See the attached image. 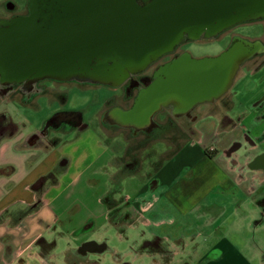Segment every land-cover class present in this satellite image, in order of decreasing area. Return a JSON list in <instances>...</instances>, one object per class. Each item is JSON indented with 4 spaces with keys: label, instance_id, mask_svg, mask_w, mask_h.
Instances as JSON below:
<instances>
[{
    "label": "crops",
    "instance_id": "1",
    "mask_svg": "<svg viewBox=\"0 0 264 264\" xmlns=\"http://www.w3.org/2000/svg\"><path fill=\"white\" fill-rule=\"evenodd\" d=\"M9 2L0 0V17L6 6L14 11ZM263 71L264 67L259 74L262 80ZM262 92L264 82L257 95ZM257 95L238 100L247 107ZM46 107L41 100L24 105L19 96H0V114L7 125L0 133V264H17L19 258L25 264H85L74 254L82 244H99L87 237L96 234L98 219L114 228L120 223L132 227L135 221L167 225L162 236L144 240L160 238L174 257H184L183 263L264 264V218L260 217L264 170L248 166L255 157L264 156V140L255 141L264 122L248 126L253 143L242 141L243 126L219 139L215 122L208 128L201 125L206 120L196 124L195 110L194 119L174 143L154 142L164 145L160 162L142 174L138 184L139 167L126 173L120 170L129 161L128 145L135 135L111 128L104 119V105L90 113L91 123L81 135L70 138L72 127L67 132L53 129L45 140L34 134L56 111L45 115ZM120 139L122 153L115 151ZM234 141L241 142V149L222 154ZM211 149L212 158L205 154ZM61 158L66 166L55 172ZM88 190L102 192L96 200L100 207L89 208L82 202ZM81 211L84 217H79ZM119 235L123 240V233ZM37 239L42 245L36 244Z\"/></svg>",
    "mask_w": 264,
    "mask_h": 264
},
{
    "label": "water",
    "instance_id": "2",
    "mask_svg": "<svg viewBox=\"0 0 264 264\" xmlns=\"http://www.w3.org/2000/svg\"><path fill=\"white\" fill-rule=\"evenodd\" d=\"M259 9L264 15V0H28L25 15L0 20V79L120 87L178 46L215 40L245 16L258 17ZM260 50L258 43L237 41L203 60L183 54L156 71L136 101L134 121L155 124L167 103L163 77L188 114L209 88L210 99L224 94Z\"/></svg>",
    "mask_w": 264,
    "mask_h": 264
},
{
    "label": "flooded vegetation",
    "instance_id": "3",
    "mask_svg": "<svg viewBox=\"0 0 264 264\" xmlns=\"http://www.w3.org/2000/svg\"><path fill=\"white\" fill-rule=\"evenodd\" d=\"M259 11V15L256 13L258 17H255L256 15L245 16L242 21L228 27L218 38H216L218 40H225L226 44H228L227 48L237 41L258 43L261 53L243 62L237 75L243 68L245 71L247 70L248 76L252 78L255 76V74L259 75L264 67V15L262 9H259ZM240 29H251V37L245 38L237 34L236 31ZM182 45L178 46L177 49L181 48ZM176 50L160 59L158 62L163 60L164 62L159 66L156 65L158 62L153 64L151 67L155 66V69L150 75H144V73H142L139 76L130 79L120 87L114 88L102 85L78 84L74 82H59L53 80H42L35 83L34 85H28L25 83L10 84L0 79V96L8 98L19 96L24 105H29L34 100H41L42 104L45 102L47 104L56 102L58 104L56 111L50 116L49 119L44 122V124H42L38 132L34 134L36 138H42L45 140L49 137L50 133L53 132V129H61L67 132V130L72 127L74 133L77 135L86 131L89 125L83 119L84 114L82 112L61 110V106L67 101L71 91L75 90L82 93L85 91L87 92L92 88H104L111 93L109 97L104 98L100 96H93V99L91 100V104L99 103L106 107L104 119L107 123H109L110 127L114 129L122 128L124 130H128L131 135H135L136 139L140 138L138 140L142 142L149 140L148 137L150 136H153L152 140L154 142L168 140V138L160 139L158 136L166 135L167 137H170V135H172L170 132L172 131H174L172 133L175 134L178 139V137L182 135L184 126H188L189 123L194 119L195 110L196 124L207 119L213 120V122H215V130L217 131V133H215V137H219V139L228 133V130L238 126L242 127V122H244L250 114L253 117L252 120L248 122V126H250V124L256 126L264 122V92L257 95L259 86L262 85L264 80L259 77L255 83L254 81L246 82L245 87L247 88V91L245 94L257 95L256 97L254 96L252 102H250L246 107L242 104L241 100H238V95H236L234 92H231V88L237 77L236 75L231 87L224 94L216 99H210L212 88H209L206 93L203 94L202 99H200L199 102H196V106L188 114L182 113L180 111L182 108L181 104H178L177 100L174 97H171L172 95H169V80L168 78L163 77L164 82L166 81V85H168V96L165 97L167 98L165 101L167 103L163 105L160 111L155 114V117L160 116L163 120H161V122H157L154 117V125L137 124L134 121L132 112L134 111L136 101L140 96V93L142 91H149V89L154 84L155 73L160 67L173 63L175 60L179 59L183 54H185L182 52V54L177 56V54H175ZM134 91L136 92L135 95H133ZM121 99L123 102L131 101V104L128 107L129 111L124 109L119 104ZM234 108L243 109L241 112L234 113L232 112ZM4 120V115L0 114V133L7 130V125L5 124ZM178 120L181 122H178ZM242 135V141L249 140L250 143H253V141H251L249 138L246 129ZM262 140H264V130L255 139L256 142H261ZM241 145V142L234 141L222 151V154L229 156L232 153L239 151L241 149ZM206 152H209L208 157L210 158H212L215 154L213 149L210 151L205 150V154ZM65 163L66 159L61 158L56 165L55 172L61 171L63 169V164ZM137 163L138 162L135 159L123 162L120 166V170L123 173L135 170L140 166L141 162L138 163L139 165H137ZM248 166L251 168H262L264 170V156L255 157L251 160ZM40 184H42V181L39 183V185ZM260 206L262 207L260 217L264 218V199H262L260 202ZM42 242V239L36 240V244L38 245H42ZM104 245V242L99 244L95 242L82 244L78 250H76L74 256L77 257L78 260L85 262L88 252L103 253L108 251V248H106ZM152 248L157 251H162L159 242L145 240L141 245L140 252L141 254L148 256L150 255L149 252ZM17 264H25V261L19 258Z\"/></svg>",
    "mask_w": 264,
    "mask_h": 264
},
{
    "label": "rangeland",
    "instance_id": "4",
    "mask_svg": "<svg viewBox=\"0 0 264 264\" xmlns=\"http://www.w3.org/2000/svg\"><path fill=\"white\" fill-rule=\"evenodd\" d=\"M9 1L10 2L8 4H11L15 7L14 11L6 10L7 6L6 8L4 7L3 9H1L2 17H0V19L2 18L9 19L13 16L25 15L27 13L28 0H9ZM251 31H252L251 29H240V30H237L236 33L242 37L249 38L251 37ZM227 46L228 44H226L225 40L215 39L211 41L210 40L209 41L201 40L197 42L192 41V42H187L184 45H182L181 48L176 50L175 54H177L178 56L182 54L183 52V53L189 54L193 59L203 60V59H207L209 57L218 55L223 50H225ZM163 62L164 60L158 62L156 65L159 66ZM154 69H155V66L150 67L147 71L144 72V75H150ZM261 74L264 75V71ZM257 78H259L258 74L257 75L255 74V76L251 78L250 76H248L247 70L245 71L242 68V70H240L239 74L237 75L235 79V82L231 88V92L232 93L234 92L236 95H238L237 98L246 100L245 99V95H246L245 93L247 91V88L245 87L246 82L254 81L255 83ZM135 94L136 92L134 91L133 95ZM110 95L111 93L108 92V90L104 88H92L88 90L87 92L85 91L82 93L73 90L70 92V95L67 101L61 106V110L82 112L84 114V117H83L84 121L90 125L91 123L90 113H93L94 110L99 105V103L91 104L92 103L91 100L93 99V96L94 97L100 96V97L106 98V97H109ZM119 104L124 109H127L129 111L128 107L130 106L131 101L123 102V100L121 99V101H119ZM42 105L45 107L47 106L46 107L47 109H44V112H45L44 114L47 115V112L50 113L51 110L56 109L58 104L56 102L52 104H47L45 102ZM242 109L243 108H234L232 112L238 113V112H241ZM252 117L253 116L250 114L248 118L244 122H242L243 123L242 125L243 127H245L246 130L248 128V122L252 120ZM155 120L157 122H161V120L163 119L160 116H156ZM178 122H181V121L178 120ZM212 122L213 120L207 119L206 121H203L201 125L205 128H208L210 126V123ZM172 132H170L173 135V136L170 135V140H163L165 143H174L175 140L177 139L175 134H173ZM76 135L77 134L73 132V135H69V137L72 138V137H75ZM78 135H81V134H78ZM158 137L160 139H167L166 135H163V136L159 135ZM224 137L225 135L222 137V139H224ZM152 138L153 136L152 137L150 136L148 137L149 140H145L143 142L138 140L140 138L135 139V140L132 139L130 140V144L128 145V151H127L128 160L130 161L132 159H135L138 163L141 162L139 169L136 172V176H137L136 180L138 181V184L141 181L140 176L142 174L147 173L149 169H152L151 168L152 166L154 168L159 164L160 162L159 154L164 149V145L162 143H154ZM120 140L121 141H119L117 145L119 150H116V147H115V151L122 153L124 142L122 141V139ZM138 163L137 165H139ZM128 192L130 193L129 190ZM101 194H102L101 191L98 192L96 190H88L87 193L81 196L82 202L84 204L87 203L89 205V208L100 207L99 204L96 202V200ZM84 215H85V211H81L79 217H84ZM111 216L112 215L109 216V218L111 219L110 223H114V219L113 217L111 218ZM95 223H96L95 226L98 227L99 229L97 228V232L96 234H94V236L87 235V237H92L94 238L93 240H96L99 243H103L106 241L108 243L107 246L109 248H108V251L103 252V254L101 253L95 254L94 252H89V254L87 255L85 259V264H128V263H132V264H187L185 262L183 263L184 257H179V256L174 257L173 255L170 256L167 253H165L166 257L164 258H162V256L157 255V254H152L148 256L141 254L140 248H141V245L143 244V241H145L144 239H149L151 235L162 236L163 234H160L161 229H164V228L168 229L169 227L167 225L161 226V227H156L155 225L144 226L140 222L135 221V224L131 223L132 227H128V224L127 226H124L122 223H120L118 225L119 228H114L108 223L107 220L98 219L96 220ZM85 229L86 231H89L91 229V226ZM119 233H123V237H124L123 240L120 237ZM143 233H146V234L148 233L149 235L148 238L147 237L142 238ZM162 249L167 250L166 252H168V248L162 247ZM126 252L129 254H125Z\"/></svg>",
    "mask_w": 264,
    "mask_h": 264
},
{
    "label": "trees",
    "instance_id": "5",
    "mask_svg": "<svg viewBox=\"0 0 264 264\" xmlns=\"http://www.w3.org/2000/svg\"><path fill=\"white\" fill-rule=\"evenodd\" d=\"M208 153L209 152H206L207 155H209ZM151 241H153V242H159V244L161 246V250L163 252L162 251H159V250L157 251V250H155V249L152 248V249H150V252H149L150 255L157 254V255L162 256V258H164V257H166L165 253H167L168 255L172 256V252L169 249H168V252H166L167 250L162 249V247L168 248L167 245H166V243H164L163 240H161L160 238H153Z\"/></svg>",
    "mask_w": 264,
    "mask_h": 264
}]
</instances>
